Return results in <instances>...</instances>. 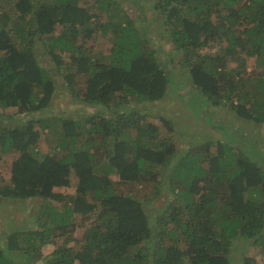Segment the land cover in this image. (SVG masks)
I'll use <instances>...</instances> for the list:
<instances>
[{
	"label": "trees",
	"instance_id": "1",
	"mask_svg": "<svg viewBox=\"0 0 264 264\" xmlns=\"http://www.w3.org/2000/svg\"><path fill=\"white\" fill-rule=\"evenodd\" d=\"M82 1L0 0V108L47 107L61 76L64 90L90 112L0 121V157L14 154L0 202L43 203L36 226L0 225L7 231L0 264H18V255L40 264H264L248 253L258 248L264 256V142L250 132L222 145L214 135L191 138L180 150L173 135L159 133L160 122L172 129L159 111L134 106L163 99L175 82L146 19L137 25L135 10L117 1L96 0L100 14ZM153 8L168 33H161L163 52L172 62L176 55L190 82L187 98L176 97L201 105L206 122L224 133L232 127L215 118L216 107L263 123L264 0H155ZM97 31L112 32L106 55L86 45ZM42 136L50 144L44 152ZM161 167L170 198L150 208L161 194ZM71 175L75 191L62 193Z\"/></svg>",
	"mask_w": 264,
	"mask_h": 264
},
{
	"label": "rangeland",
	"instance_id": "2",
	"mask_svg": "<svg viewBox=\"0 0 264 264\" xmlns=\"http://www.w3.org/2000/svg\"><path fill=\"white\" fill-rule=\"evenodd\" d=\"M96 0H83L82 5L87 7L91 13L100 14V9L96 5ZM117 1V7H124L130 14L132 13V9L135 10L136 24L141 23L145 24L143 19H146L148 23V33L154 42V47L157 49L156 54L160 59L161 63L167 69H172V76L175 79L174 88L171 91H168L163 99L157 100L155 102H143V103H134V106L146 110L145 108L150 107V111H159L167 121L171 125V131H169L166 125L162 122L158 123L159 133L166 135H173V140L177 143L180 150H183V146L191 141V138L199 137L204 140H211V137L214 136L215 139L217 136L220 137L219 142L223 145L226 143L227 136H232V134H236L237 138H243L245 135H248L250 132H254V136L259 143L264 142V122L260 124H249L248 122H242L238 117H235L234 114L223 107H216L214 111H216L215 118L220 119L224 122L225 127L231 126L232 128L227 133H224L221 128H216L214 126L209 125L206 122V118L201 114L200 107L196 108L192 105L189 106L186 102L181 101V99L176 97L177 93H181L183 98H187L185 96V92L187 88L190 86V82L188 81V75L182 72V69H178V59L174 53L173 54V62L168 59V56L163 52L168 46L167 38H162L161 33L168 35V33L164 32L163 28L160 26V21H162L159 13H155L153 8V3L155 0H112ZM116 6H112L113 9H117ZM111 8V9H112ZM93 17V16H92ZM102 17V18H101ZM101 21L109 20L108 16H103L101 14ZM93 19H95L93 17ZM112 32L109 31L107 33H103L101 31H97L93 34V37L86 42L87 47L91 48L94 53L98 56V54L103 53L104 55L109 53V49L112 45ZM46 59H50V57L45 56ZM249 64L247 68V72L249 73L252 70V64L254 62V58H248ZM45 63V62H43ZM230 63V62H228ZM45 65L51 66V62L49 64L45 63ZM177 76V77H176ZM58 77V78H57ZM56 88L53 94V100L47 107L33 111L29 109L27 112H21L18 108L8 107L6 109L0 108L1 115L5 114V117H0V121L2 124L8 125L14 121H25L30 118H44L46 121L48 119H60L64 117H81L90 114L87 107L83 106L81 102L76 101L73 97H71L66 90H64L66 85V81L60 76H56ZM176 85V86H175ZM181 85V86H180ZM179 88L180 91L175 92V90ZM188 92V91H187ZM196 108V109H194ZM204 107H202L203 109ZM59 117V118H58ZM156 117L148 116L147 120L153 121L156 120ZM35 128H39V125H35ZM46 129V135L52 140V133H49ZM54 136V135H53ZM162 136V135H161ZM214 139V140H215ZM246 140V139H245ZM213 142V141H212ZM252 146V145H251ZM38 147L41 151H46L50 148V144L48 141L46 142L44 136L38 142ZM211 150L216 151L218 149V142L214 141L213 145L210 147ZM183 153L179 154L182 155ZM14 159L13 153H3L0 157V186H2L1 177L6 178L9 175L11 169L10 161ZM166 168H160V181L159 185L161 188L160 197H156L149 203V207L153 208L154 206H163V203L170 198V189L169 185L165 182L168 175H163ZM167 172V171H166ZM165 172V173H166ZM113 179H117L116 174H111ZM76 177L71 175V183L68 187H62L60 191L62 193H74L75 185H76ZM137 189L143 191V189L147 188L144 184L137 185ZM43 204V203H42ZM41 201L38 199H28V200H20L19 202H14L10 200H3L0 202V225L8 226L11 229L34 227L36 226L37 218L36 215L39 211V205H42ZM40 213V212H39ZM38 213V216H39ZM5 230H0V236L5 234ZM80 235H82L81 230L79 228ZM54 246L49 243L48 247H44V254H48L50 250H53ZM46 250V251H45ZM253 253L257 259H260L264 262V256L260 253L259 249L253 252V250L249 249L248 253ZM262 257V258H261ZM18 264H40V262L32 263L28 256H17Z\"/></svg>",
	"mask_w": 264,
	"mask_h": 264
}]
</instances>
